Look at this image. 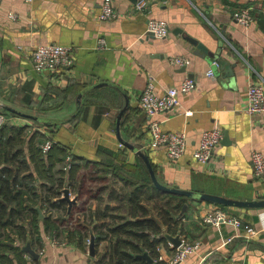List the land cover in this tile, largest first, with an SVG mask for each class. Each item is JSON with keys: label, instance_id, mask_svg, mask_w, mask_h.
Instances as JSON below:
<instances>
[{"label": "crops", "instance_id": "crops-1", "mask_svg": "<svg viewBox=\"0 0 264 264\" xmlns=\"http://www.w3.org/2000/svg\"><path fill=\"white\" fill-rule=\"evenodd\" d=\"M102 1L0 0V111L13 113L11 124L28 128L29 138L39 131L82 162H97L98 169L109 172L107 192L101 200H87L69 228H90V220L103 223L96 214L106 206L125 213L118 205L123 206L121 195L128 187L113 172L120 168L123 174H142L139 151L147 154L157 180L167 187L239 201L263 199L264 179H254L250 155L253 150L264 154V113L250 115L245 104L248 84L264 79V0H147L148 9L141 13L133 10L132 0H115L118 17L108 20L98 19ZM245 6L255 16L248 26L232 18L236 8ZM149 19L165 21L169 34H148ZM47 43L72 47L74 65L52 73L34 69L32 49ZM175 57L187 59L188 65H174ZM215 59L219 67L213 66ZM209 69L213 76L207 75ZM150 77L158 95L187 77L196 83L191 92L179 95L178 106L155 117L163 130L186 135V151L176 162L163 149L150 147L149 118L139 106ZM215 126L223 139L211 161L201 164L193 152L201 133ZM84 183L86 189L98 184ZM180 198L187 208L176 218L181 233L172 236L200 242L198 251L180 264H264V208ZM141 203L167 234L154 203ZM215 206L252 225L256 234L246 238L231 225L204 224L202 216ZM172 245L167 239L170 250L160 249L165 260L154 264H169ZM36 248L31 249L37 257L26 252L28 264H95L87 248L73 242L55 245L48 235Z\"/></svg>", "mask_w": 264, "mask_h": 264}, {"label": "trees", "instance_id": "trees-1", "mask_svg": "<svg viewBox=\"0 0 264 264\" xmlns=\"http://www.w3.org/2000/svg\"><path fill=\"white\" fill-rule=\"evenodd\" d=\"M28 136L26 127L7 123L0 128V264H28L23 247L29 243L33 250L36 246L42 248L43 235L66 237L69 243L84 248L85 239L93 237L95 264H154L159 262L161 248L170 250L161 225L148 218L149 211L141 201L153 202L167 234L177 235L181 229L176 218L184 200L156 189L141 160L142 174H123L120 168L113 172L124 181L123 187H128L127 194L121 195L123 206L118 205L126 209L125 213L106 206L96 214L97 220L100 217L106 220L103 223L97 225L90 220L92 228L84 224L69 228L75 213L85 211L87 200H101L109 189L108 169H98L97 162L92 163L95 165L82 162V158L58 143L53 142L44 153L41 146L48 140L46 136L39 131ZM68 156L71 163L64 170ZM85 167H93V174L84 173ZM86 179L98 184L86 189ZM65 189L79 201L70 212L68 202L63 199ZM37 208L42 211V218ZM102 243L105 244L99 250ZM143 252H147L152 263L140 256Z\"/></svg>", "mask_w": 264, "mask_h": 264}, {"label": "built area", "instance_id": "built-area-1", "mask_svg": "<svg viewBox=\"0 0 264 264\" xmlns=\"http://www.w3.org/2000/svg\"><path fill=\"white\" fill-rule=\"evenodd\" d=\"M26 3H32L34 0H23ZM115 0H103L101 10L98 14V19L108 20L118 17V12L114 7ZM148 9L147 0H136L133 10L137 13L145 12ZM10 17L15 18L13 13ZM264 17V12H263ZM233 20L239 25L248 26L255 20L251 7H238L232 12ZM147 32L156 38H164L169 34V26L163 20L149 19L147 22ZM104 42H100L102 47ZM174 65L178 67L187 66L189 61L182 57L171 59ZM31 62L37 71L55 72L61 69H69L74 65L72 47L59 44L47 43L38 44L32 49ZM214 67H219L217 60L213 61ZM213 70L209 69L207 75L213 76ZM196 86L195 80L187 77L177 87L168 88L162 95H158L155 90L153 78H149L145 88L139 96V106L145 115L149 118L148 129L151 135V145L153 149H163L172 162L178 161L186 151V135L185 133H175L163 130L161 123L155 119L156 115L163 113L169 109L179 105V95L191 92ZM245 111L250 115L264 113V79L260 78L255 82H250L246 91ZM12 117L7 113L0 111V128L12 122ZM223 139V132L219 127H213L201 133L198 147L193 152V158L201 163L207 164L214 157L216 148ZM53 142L48 139L41 146L45 153L52 147ZM252 173L254 179H264V154L258 150H253L250 155ZM71 157L68 156L65 160L64 170L69 169ZM73 198V197H72ZM204 224L213 226L231 225L236 231H241L246 238H251L256 234L254 227L243 222L238 217L230 214L225 209L215 206L201 218ZM69 227V226H68ZM48 239L52 244L59 245L68 243L67 238H62L61 241L56 240L55 235H48ZM180 244L174 247L172 257L166 259L169 264H180L189 255L195 253L200 248V242H188L184 237H180ZM232 238H228L231 241ZM90 238L85 239V245L89 250ZM173 246V245H172ZM159 260H165L160 255Z\"/></svg>", "mask_w": 264, "mask_h": 264}, {"label": "water", "instance_id": "water-1", "mask_svg": "<svg viewBox=\"0 0 264 264\" xmlns=\"http://www.w3.org/2000/svg\"><path fill=\"white\" fill-rule=\"evenodd\" d=\"M132 1L136 2V0H132ZM215 60H217V59H215ZM11 111L13 112V110H11ZM16 114H18L22 117H30V116L22 115V114L17 113V112H16ZM138 156L141 159H143L144 164L146 165L148 172L150 174V178H151V181H152L154 187L156 189L162 191V192L170 193L172 195H176V196H180V197H188V198H192V199L210 201V202H214V203H218V204H222V205H226V206H237V207H242V208H264V198L252 200V201H239V200L226 199V198L221 197V196L211 195V194H207V193L181 190V189L167 187L165 185H162L161 183H159V181L156 178L155 172L152 168V165L149 162L147 154L139 151ZM63 199L68 202V212H70L72 210L73 205L77 201L76 197L70 198L69 190L65 189ZM186 208H187V203H184L182 210L178 216H182L185 213ZM37 210L40 214V217L42 218L43 217L42 211L39 208H37ZM164 236L173 244L174 247L179 246V244H180L179 236L174 237V236L169 235V234H165ZM23 250L25 252H27L29 255H31L32 257H37V254L31 249L29 243H27L23 247ZM89 254H90V256L95 255V243H94L93 237L91 238V242L89 245ZM140 256L142 258L147 259L148 262H150V263L153 261L148 256L147 252H143Z\"/></svg>", "mask_w": 264, "mask_h": 264}, {"label": "rangeland", "instance_id": "rangeland-1", "mask_svg": "<svg viewBox=\"0 0 264 264\" xmlns=\"http://www.w3.org/2000/svg\"><path fill=\"white\" fill-rule=\"evenodd\" d=\"M32 53V52H31ZM185 238V237H184ZM186 239V238H185ZM56 240H58V241H61V239L60 238H58V237H56ZM188 242H195L194 240H191V239H186Z\"/></svg>", "mask_w": 264, "mask_h": 264}]
</instances>
